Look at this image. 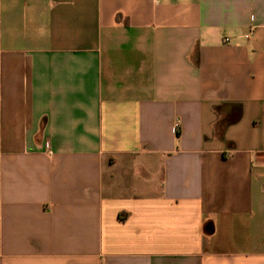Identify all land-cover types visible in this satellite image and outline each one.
<instances>
[{"label":"crops","instance_id":"obj_1","mask_svg":"<svg viewBox=\"0 0 264 264\" xmlns=\"http://www.w3.org/2000/svg\"><path fill=\"white\" fill-rule=\"evenodd\" d=\"M0 264H264V0H0Z\"/></svg>","mask_w":264,"mask_h":264}]
</instances>
